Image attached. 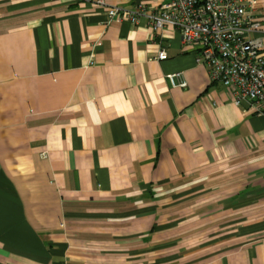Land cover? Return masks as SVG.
Listing matches in <instances>:
<instances>
[{"label":"crops","instance_id":"crops-1","mask_svg":"<svg viewBox=\"0 0 264 264\" xmlns=\"http://www.w3.org/2000/svg\"><path fill=\"white\" fill-rule=\"evenodd\" d=\"M97 1L0 0V264H264V116Z\"/></svg>","mask_w":264,"mask_h":264},{"label":"built area","instance_id":"built-area-1","mask_svg":"<svg viewBox=\"0 0 264 264\" xmlns=\"http://www.w3.org/2000/svg\"><path fill=\"white\" fill-rule=\"evenodd\" d=\"M109 18L127 20L158 32L177 30L186 46L197 45L196 63L205 66L210 82L225 88L234 106L247 103L264 116V58L261 44L249 36L259 29L250 9L256 0H165L158 10L139 4L130 10L106 6ZM167 58L160 50L158 61ZM170 87L184 88L180 72L166 76Z\"/></svg>","mask_w":264,"mask_h":264}]
</instances>
